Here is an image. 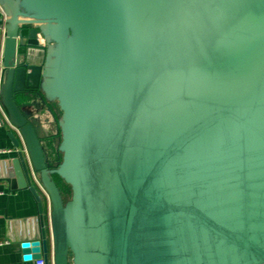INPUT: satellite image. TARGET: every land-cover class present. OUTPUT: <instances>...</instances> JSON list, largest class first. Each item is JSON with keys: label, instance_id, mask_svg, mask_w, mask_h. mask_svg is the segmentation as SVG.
<instances>
[{"label": "water", "instance_id": "1", "mask_svg": "<svg viewBox=\"0 0 264 264\" xmlns=\"http://www.w3.org/2000/svg\"><path fill=\"white\" fill-rule=\"evenodd\" d=\"M0 11L7 180L37 202L26 258L264 264V0ZM55 135L52 161L43 141Z\"/></svg>", "mask_w": 264, "mask_h": 264}, {"label": "crops", "instance_id": "2", "mask_svg": "<svg viewBox=\"0 0 264 264\" xmlns=\"http://www.w3.org/2000/svg\"><path fill=\"white\" fill-rule=\"evenodd\" d=\"M9 132L6 123L0 125V264H34L35 259L23 254L21 243L38 235L37 202L28 187H9V161L16 155ZM9 148L10 152L1 151ZM42 201L45 225L49 229L45 197Z\"/></svg>", "mask_w": 264, "mask_h": 264}, {"label": "built area", "instance_id": "3", "mask_svg": "<svg viewBox=\"0 0 264 264\" xmlns=\"http://www.w3.org/2000/svg\"><path fill=\"white\" fill-rule=\"evenodd\" d=\"M1 12V11H0ZM0 70H1V60H0ZM3 123H6V125L10 128V129H14L16 130L13 125L9 122L6 114H5V111L0 103V125H2ZM23 151H25L24 147L22 148ZM2 152H10L11 149H3L1 150ZM37 188H38V191L40 192V195L41 197H45L46 199V202H47V208L49 209V201H48V197L47 195L45 194V192L43 191V189L41 188V186L39 184H37ZM34 264H44L42 258H39V259H35V263Z\"/></svg>", "mask_w": 264, "mask_h": 264}, {"label": "trees", "instance_id": "4", "mask_svg": "<svg viewBox=\"0 0 264 264\" xmlns=\"http://www.w3.org/2000/svg\"><path fill=\"white\" fill-rule=\"evenodd\" d=\"M48 140L50 141L49 146H50V147H53L54 144H55V140H52L51 138L48 139ZM48 155H49V157L51 158L52 161H54L53 159L56 158V156L54 155V152H52V154H48ZM55 180L57 181V183H58L59 186L61 187L63 193H65V192H64V186H66V185L63 184V183H61V182H59V179H58L57 177H55Z\"/></svg>", "mask_w": 264, "mask_h": 264}, {"label": "flooded vegetation", "instance_id": "5", "mask_svg": "<svg viewBox=\"0 0 264 264\" xmlns=\"http://www.w3.org/2000/svg\"><path fill=\"white\" fill-rule=\"evenodd\" d=\"M56 137H57V135H55V136L52 137L51 139H52V140H56ZM49 143H50V141H49L48 139H46V140L43 141V144H44L45 148L48 150V154H52V152H54V155L56 156V158L53 159V160L55 161V160L57 159V157H58V153H56V152L54 151L53 147H50V146H49Z\"/></svg>", "mask_w": 264, "mask_h": 264}, {"label": "rangeland", "instance_id": "6", "mask_svg": "<svg viewBox=\"0 0 264 264\" xmlns=\"http://www.w3.org/2000/svg\"><path fill=\"white\" fill-rule=\"evenodd\" d=\"M64 192H65V195H67V196L69 195V190L66 186H64Z\"/></svg>", "mask_w": 264, "mask_h": 264}]
</instances>
